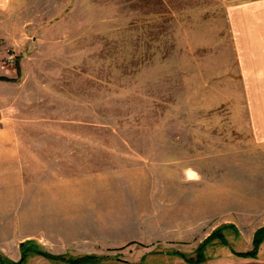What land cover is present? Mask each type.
<instances>
[{
  "label": "rangeland",
  "instance_id": "obj_1",
  "mask_svg": "<svg viewBox=\"0 0 264 264\" xmlns=\"http://www.w3.org/2000/svg\"><path fill=\"white\" fill-rule=\"evenodd\" d=\"M10 1L0 10L7 264L28 225L20 215L58 195L90 200V234L124 241L117 256L191 264L185 257L225 226L231 246L215 239L202 264H264V241L256 257L237 254L252 250L264 227V144L249 125L229 2ZM36 150L54 152L53 168L40 172ZM101 216L115 220L107 231ZM22 247L20 264H70L34 262L39 247Z\"/></svg>",
  "mask_w": 264,
  "mask_h": 264
},
{
  "label": "crops",
  "instance_id": "obj_2",
  "mask_svg": "<svg viewBox=\"0 0 264 264\" xmlns=\"http://www.w3.org/2000/svg\"><path fill=\"white\" fill-rule=\"evenodd\" d=\"M227 1L229 2L227 15L233 32L232 41L237 50L243 76L246 78L245 107L249 125L256 141L264 144V0H243L242 2L235 1L232 4H230L231 0ZM10 2V0H0V10L10 5ZM46 142H51V140ZM35 153L37 156L36 167L41 173L44 168H53L52 165L54 166V159H56L55 156H52L53 151L46 152L45 156L39 150H36ZM49 158L51 159L49 160ZM20 168L26 172V163L20 162ZM23 171L21 172L23 173ZM23 176L26 177L28 174L24 173ZM51 184L53 185V183ZM64 186L67 188H61V191L70 190L69 184ZM33 201L37 208L35 214L20 215V219H25L20 222H25L28 225L25 232L22 231L23 237L19 240V248L6 253L13 262L22 259V257L20 258L23 252L22 248H24L22 245L28 242V244H35L41 251H46L54 256L70 255L80 258L86 255H97L108 258L97 263L84 264H100L108 261L116 262V264H152L148 258L146 259L147 256H141L134 260L117 256L115 253L125 246L124 241H108V238L113 237L90 234V221L85 218L86 207L90 200L59 197L58 195L52 198H36ZM81 214L82 216H79ZM98 220L102 231H107L108 221L115 222V220H108L104 217H98ZM231 221H233L231 218L225 217L221 222L229 223ZM210 233L208 232L204 238L208 237ZM169 252L164 251L161 255H168ZM35 254L38 256L35 257L34 262L48 263L49 259L59 261V259L46 257L40 253ZM170 254L174 255L171 252Z\"/></svg>",
  "mask_w": 264,
  "mask_h": 264
},
{
  "label": "trees",
  "instance_id": "obj_3",
  "mask_svg": "<svg viewBox=\"0 0 264 264\" xmlns=\"http://www.w3.org/2000/svg\"><path fill=\"white\" fill-rule=\"evenodd\" d=\"M225 226H222L216 230H214L208 237L205 238V240L203 242H201L200 246L198 247L197 250V254L196 257L190 258V257H185L186 255H184L186 261L188 263L191 264H202L207 257L205 256V249L207 247V245L209 243H211L212 241H214L215 239H220L221 244L223 245H227V246H231L229 245V241L228 239L225 237V234L223 233V230L225 229ZM264 241V227L258 229V231L255 234V238H254V247L252 250L250 251H246V252H237L238 255H243V256H253L256 257L257 253H258V249L260 244ZM40 254L46 256V257H50V258H54V259H59L62 260L64 262H68L70 264H84V263H97L98 261L102 260V259H108L107 256H97V255H86L80 258H67L66 256L60 255V256H54L52 254L43 252L41 250H39ZM177 252H174V254ZM179 256H182V254H179ZM25 259V256H22L21 261H23ZM21 261L17 262V264H20ZM0 263L2 264H7L8 262H6V259H4L1 254H0ZM12 263V262H10ZM13 264H15L13 262Z\"/></svg>",
  "mask_w": 264,
  "mask_h": 264
}]
</instances>
